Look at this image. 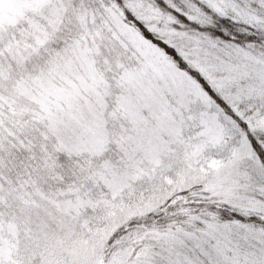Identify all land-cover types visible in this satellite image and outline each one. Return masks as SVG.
<instances>
[{
  "label": "snow or ice",
  "instance_id": "6c2138e0",
  "mask_svg": "<svg viewBox=\"0 0 264 264\" xmlns=\"http://www.w3.org/2000/svg\"><path fill=\"white\" fill-rule=\"evenodd\" d=\"M0 264H264V0H0Z\"/></svg>",
  "mask_w": 264,
  "mask_h": 264
}]
</instances>
